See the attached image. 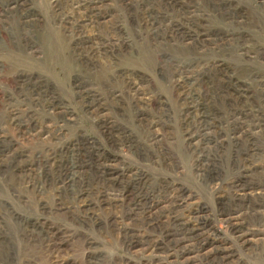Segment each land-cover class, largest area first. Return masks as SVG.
Instances as JSON below:
<instances>
[{
    "label": "rangeland",
    "instance_id": "1",
    "mask_svg": "<svg viewBox=\"0 0 264 264\" xmlns=\"http://www.w3.org/2000/svg\"><path fill=\"white\" fill-rule=\"evenodd\" d=\"M262 189L264 0H0V264H264Z\"/></svg>",
    "mask_w": 264,
    "mask_h": 264
},
{
    "label": "bare ground",
    "instance_id": "2",
    "mask_svg": "<svg viewBox=\"0 0 264 264\" xmlns=\"http://www.w3.org/2000/svg\"><path fill=\"white\" fill-rule=\"evenodd\" d=\"M96 2V1H95ZM262 2V1H261ZM83 4V3H82ZM89 4V3H88ZM262 4V3H261ZM80 5V4H79ZM81 6V5H80ZM86 7H88V6H86ZM80 8V7H79ZM96 8V7H95ZM94 8V9H95ZM81 9V8H80ZM93 9V8H92ZM98 11V10H97ZM84 13V12H83ZM97 13V12H96ZM155 15V14H154ZM92 16H94V15H92ZM96 17V16H95ZM81 19V18H80ZM155 19V18H154ZM79 20V19H78ZM91 20V19H90ZM76 22V21H75ZM239 91V90H238ZM95 103V102H94ZM93 105V104H92ZM199 105V104H198ZM197 110V109H196ZM195 115V114H194ZM214 115V114H213ZM205 116V115H204ZM212 121V120H211ZM195 122V121H194ZM196 125V124H195ZM209 126H210V124H209ZM211 127V126H210ZM198 128V127H197ZM202 129V128H201ZM198 130V129H197ZM200 131V130H199ZM201 136V135H200ZM205 137H206V135H204ZM204 140V139H203ZM204 164V163H203ZM249 171V170H248ZM136 176H138V175H136ZM252 176V175H251ZM116 177H118V176H116ZM246 178V177H245ZM140 180V179H139ZM115 181V180H114ZM121 182V181H120ZM252 183H254V182H252ZM237 184V183H236ZM237 186V185H236ZM250 187V186H249ZM240 188V187H239ZM257 189V188H256ZM249 190V189H248ZM241 191H244V189L243 190H241ZM255 191V190H254ZM259 191V190H258ZM249 192V191H248ZM252 194V193H251ZM249 194V195H247V194H243L242 195V193H237V194H235V198L237 199V198H241V199H243L244 200V203H246L245 204V206H244V208L247 210V211H250V212H252V211H254V209H255V207H259L260 206V204L259 203H254V201H252V199L251 198H254V197H256V198H261V197H264V189H262V191H259L258 193H256L255 194V196L252 194ZM234 196V195H233ZM242 197H248L249 198V200L248 201H246L245 202V198H242ZM238 200V199H237ZM263 200V199H262ZM239 202V201H238ZM243 203V202H242ZM175 204H177V203H175ZM237 204V203H236ZM235 204V205H236ZM262 204H263V202H262ZM237 208V207H236ZM241 209V208H240ZM242 211V210H241ZM255 212H256V210H255ZM246 213V212H245ZM237 214V213H236ZM255 214V213H254ZM204 215V214H203ZM202 215V212H196L195 211V213H194V215H193V223L190 225V228H185V230H186V233H187V236H188V239H178V242H180V244H181V246H180V248H181V250H180V253L179 254H181L182 256H184L185 257V255H189V254H197V255H202V254H204L205 255V257H206V259H209L211 262L212 261H214V260H216L217 262H218V264H220L222 261H223V258H222V256L221 255H219V252H218V247L216 246V245H213V244H211L212 246H211V248L210 249H206L207 248V246L204 244V243H202V242H200V241H198L199 239H189L190 237H196V236H198L199 234H200V232H201V230H203L204 228H206V220H205V215L203 216ZM229 215V214H228ZM234 216H237V215H234ZM229 217V216H228ZM250 217V216H249ZM238 218V217H237ZM226 219V218H225ZM230 219V218H229ZM235 219V218H234ZM246 219V218H245ZM237 220V219H236ZM250 220V219H249ZM227 222V221H226ZM234 223V222H233ZM238 224V223H237ZM236 225V224H235ZM241 225V224H240ZM248 225V224H247ZM228 226H230V225H228ZM247 227V226H246ZM234 228V227H233ZM235 230H236V228H235ZM234 230V231H235ZM233 231V232H234ZM255 231V230H254ZM235 232H237V236H236V238L235 239H237V241L239 240L241 243H246L245 241H249L251 238H253V237H251V236H253L252 235V232L248 229V227L247 228H245V230H242V226H241V230H236ZM202 235V234H201ZM187 238V237H186ZM254 239V238H253ZM164 241H167V242H169V239H158V240H156V242H154L153 244H151L150 246V248H149V252H150V254H151V256L150 257H152V259H154V258H157L158 256H159V252L161 251V249L163 248V249H165L164 248ZM203 241V240H202ZM238 241V242H239ZM143 242V241H142ZM153 242V241H152ZM221 244V243H220ZM218 245V244H217ZM240 245V244H239ZM225 246V245H224ZM242 246V245H241ZM162 249V250H163ZM223 249V248H222ZM223 251V250H222ZM221 251V252H222ZM160 254H162V253H160ZM167 255H169L168 257H170L171 256V254H167ZM160 257V256H159ZM199 257V256H198ZM161 258H162V256H161ZM185 258H187V257H185ZM184 258V259H185ZM161 261V260H160ZM151 262V261H150Z\"/></svg>",
    "mask_w": 264,
    "mask_h": 264
}]
</instances>
